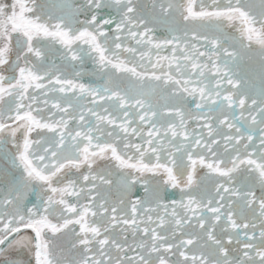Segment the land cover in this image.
Segmentation results:
<instances>
[{"label": "snow or ice", "instance_id": "6c2138e0", "mask_svg": "<svg viewBox=\"0 0 264 264\" xmlns=\"http://www.w3.org/2000/svg\"><path fill=\"white\" fill-rule=\"evenodd\" d=\"M0 264H264V0H0Z\"/></svg>", "mask_w": 264, "mask_h": 264}]
</instances>
